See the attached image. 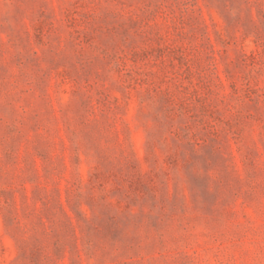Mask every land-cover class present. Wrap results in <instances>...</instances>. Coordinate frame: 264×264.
Here are the masks:
<instances>
[{"label":"rangeland","instance_id":"rangeland-1","mask_svg":"<svg viewBox=\"0 0 264 264\" xmlns=\"http://www.w3.org/2000/svg\"><path fill=\"white\" fill-rule=\"evenodd\" d=\"M0 264H264V0H0Z\"/></svg>","mask_w":264,"mask_h":264}]
</instances>
